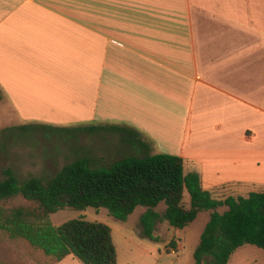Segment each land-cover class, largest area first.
Returning <instances> with one entry per match:
<instances>
[{
	"label": "crops",
	"instance_id": "crops-1",
	"mask_svg": "<svg viewBox=\"0 0 264 264\" xmlns=\"http://www.w3.org/2000/svg\"><path fill=\"white\" fill-rule=\"evenodd\" d=\"M0 91L22 124L134 129L205 190L264 185V0H0Z\"/></svg>",
	"mask_w": 264,
	"mask_h": 264
},
{
	"label": "trees",
	"instance_id": "trees-1",
	"mask_svg": "<svg viewBox=\"0 0 264 264\" xmlns=\"http://www.w3.org/2000/svg\"><path fill=\"white\" fill-rule=\"evenodd\" d=\"M40 126L55 133L70 132V129ZM101 128L121 131L124 140L141 150L142 156H128L111 164L94 157H81L53 176L22 181L13 170L4 169L0 180V230L10 238L25 240L55 262L73 256L82 264H116V249L108 226L82 219L54 226L48 217L64 209L104 208L110 216L122 221L142 206L146 209L140 218L142 234L154 242L158 241L153 235L157 223L166 222L183 229L198 213L210 212L193 254V264H227L243 245L264 250V191L251 192L246 198L216 199L215 190H205L197 173L185 172L182 157L152 154L150 144L134 129ZM98 129L78 126L71 131ZM185 191L188 203L184 201ZM16 197L31 202L35 208L3 207ZM161 203L165 208L158 212ZM219 208L224 211L219 212Z\"/></svg>",
	"mask_w": 264,
	"mask_h": 264
},
{
	"label": "rangeland",
	"instance_id": "rangeland-1",
	"mask_svg": "<svg viewBox=\"0 0 264 264\" xmlns=\"http://www.w3.org/2000/svg\"><path fill=\"white\" fill-rule=\"evenodd\" d=\"M40 125L42 124L36 122H18L15 112L4 100L0 101V180L3 179V170L7 168L13 170L16 177L22 181L29 177L53 176L65 165L81 157H94L105 164H111L128 156H142L141 150L124 140L121 131L107 128L96 131H71L74 127H59L70 129V132L55 133ZM6 129L7 131L3 132ZM171 147L178 150L175 145ZM167 150H160V153L171 152ZM170 154L179 156L176 151ZM191 165L192 168L188 161L184 164L186 173L189 170L201 171L197 162H192ZM223 182L222 184H227L232 181ZM258 191H264V185H230L216 189L213 196L220 200L228 196L246 198L251 192ZM184 201L189 202L186 191ZM3 207L34 209L35 205L16 197L5 202ZM164 208V203H161L157 211L162 212ZM145 210L144 207L138 206L125 220L120 221L110 216L104 208H87L83 211L64 209L50 214L48 221L54 226L79 219L105 224L111 230L117 255L116 264H193V254L209 220L210 212L198 213L196 219L183 229L171 227L166 222L157 223L153 235L158 241L154 242L142 234L140 218ZM218 211L223 212L224 208H219ZM0 264L82 263L73 256L55 262L42 251L32 248L25 240L10 238L0 230ZM227 264H264V250L243 245L232 254Z\"/></svg>",
	"mask_w": 264,
	"mask_h": 264
}]
</instances>
